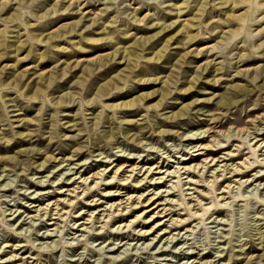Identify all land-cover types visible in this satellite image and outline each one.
Returning <instances> with one entry per match:
<instances>
[{
	"label": "rangeland",
	"instance_id": "rangeland-1",
	"mask_svg": "<svg viewBox=\"0 0 264 264\" xmlns=\"http://www.w3.org/2000/svg\"><path fill=\"white\" fill-rule=\"evenodd\" d=\"M261 141L264 0H0V264H264ZM205 158L219 162L181 168ZM102 169L115 181L82 195ZM139 194L137 210L108 220L110 204ZM49 202L64 216L36 213ZM142 211L160 213L116 229Z\"/></svg>",
	"mask_w": 264,
	"mask_h": 264
},
{
	"label": "bare ground",
	"instance_id": "bare-ground-1",
	"mask_svg": "<svg viewBox=\"0 0 264 264\" xmlns=\"http://www.w3.org/2000/svg\"><path fill=\"white\" fill-rule=\"evenodd\" d=\"M52 12L53 13H55V7H52ZM56 24V23H55ZM169 26L170 25H167V26H164L163 28H162V30H164L165 28H169ZM51 29V28H50ZM61 37V34H58V30H55L54 32H52L51 34H49L48 35V37L46 38L47 40H49V41H51L52 40V42H54V41H58V39L57 38H60ZM154 37V36H153ZM153 37H145V38H143V42H144V44L145 43H147V42H149L150 41V38H153ZM124 44V43H123ZM123 52H125L124 50H123ZM122 52V53H123ZM116 54H117V52H115V53H111L110 55H109V59L107 58L108 57V55H106V58L109 60V61H111V60H115V57H116ZM127 55V54H126ZM162 53H161V51H157L156 53H155V55H154V57H152V59L153 60H159L161 57H162ZM123 59H125V57H123ZM130 58H128V60H129ZM104 64H106V63H104ZM209 67V66H208ZM209 70V69H208ZM90 71V70H89ZM204 71H207V67H202V69L200 70V74L202 75L203 74V72ZM65 74H66V72H64L63 73V76H65ZM205 74V73H204ZM22 76H24V74L23 73H18V74H16L15 75V77H13L9 82H7V83H5V85H4V88H8V87H17L19 84H20V79H21V77ZM53 76V75H52ZM184 78V77H183ZM198 78H199V76H193L192 77V79H194L195 81H198ZM158 78H155V79H143L144 81H147V80H151V81H156ZM18 81H19V83H18ZM53 81H54V79L53 78H51V77H49V78H46V80H45V82H47V83H49V84H51V83H53ZM81 82L82 81H80V82H78L77 81V83H79V84H81ZM189 88L190 87H188L187 88V90H189ZM98 91H101V89H98ZM153 93H147L144 97H148V96H150V95H152ZM95 97H93L92 99H94ZM144 98H133V99H131V100H128V101H122V102H119V103H116V104H114L112 107L113 108H115V109H122V110H132V108H134V107H138L139 105H140V103L142 102V100H143ZM58 104V103H57ZM62 104V102L60 101L59 102V104L58 105H61ZM128 115H130V114H132V112H126ZM230 130V129H229ZM240 132L242 131V130H239ZM242 133V132H241ZM235 134V133H234ZM225 137H229V135L228 134H225ZM258 141V140H257ZM256 141V142H257ZM258 143V142H257ZM256 145V144H255ZM211 145L209 144V145H204V146H200V145H194L193 146V148H196V149H194V150H192L191 152H187V154L186 155H190V157H185V158H183V159H181V160H194L193 158L195 157V158H197V156H200L201 154H204V155H208L209 154V152H214V149H211V147H210ZM262 146V147H261ZM258 149L257 150H261L260 148H263L264 147V141H261L257 146H256ZM192 148V147H191ZM254 148V147H253ZM199 150H204L203 152L202 151H199ZM193 152H198V153H193ZM237 155H239V153H237V154H233V155H231V156H237ZM201 159V158H200ZM209 158H205L204 160H202V162H203V165L202 164H197V165H194V166H187V167H181L182 169H185L186 171H187V173L188 174H190V173H194V171H192L193 169H198V171H201L202 169V171L204 172V169L206 168V165L209 163V162H219V159L218 158H210V160L209 161H207ZM196 160V159H195ZM183 162V161H182ZM251 163V162H250ZM43 164V163H42ZM213 165H217V163H214ZM213 165H210V166H213ZM220 166H223L224 168L222 169V171L224 172L227 168H226V166H225V163H224V165H220ZM220 166H216L215 168H214V171H216V170H218V168L220 167ZM258 165H255L254 166V168L255 167H257ZM155 167V166H154ZM123 168V165H121V166H119L118 168H116L115 169V171H114V174H117L121 169ZM236 168V167H235ZM113 169V168H112ZM135 169H136V167H132V169L130 170L132 173H131V175H129V177H127L128 179L129 178H133L132 176H134L133 174H134V172H135ZM154 169V168H153ZM103 171L101 172V173H99V172H97L96 174H94V175H92L91 177H92V180L91 181H93V179L94 178H99V181L97 182H95L94 183V185L92 186V187H89V186H87L86 185V183H87V180H88V177L87 178H81L82 180H80V182H81V184H83V185H85V187L84 188H82L81 189V191H79V192H82V195H86V190H89V189H91V188H95V187H98L99 186V184H104L105 186H107V185H111L112 184V182H114L115 181V179L117 178V177H115L114 176V174H113V176L110 178V180H107L106 181V177H103V173H104V169H102ZM141 170V169H140ZM139 170V171H140ZM220 170V169H219ZM235 170V169H234ZM146 171H147V173H149V172H151L152 171V167H147V169H146ZM213 171V172H214ZM106 172V171H105ZM120 172H122V173H124V168L120 171ZM157 172H159V171H157ZM173 172H175V171H173ZM76 174V173H75ZM150 174V173H149ZM121 175V174H120ZM96 176H99V177H96ZM140 177V176H139ZM187 177V176H186ZM75 178V177H74ZM77 178H80V176H78ZM119 178V177H118ZM76 179V178H75ZM134 179V178H133ZM135 180V179H134ZM151 180H153V179H151ZM79 181V180H78ZM103 181H106V183H102ZM119 181H120V179H119ZM125 181H127L126 179H125ZM124 181V182H125ZM235 181V183H237L239 186L240 185H242L245 181H247V180H244V181H239V180H234ZM76 181H74L73 183H75ZM140 182V181H139ZM71 184V183H70ZM80 185V184H79ZM89 185V184H88ZM136 185V184H135ZM225 187H226V189H228L229 191L234 187V185H230V184H225L224 185ZM138 187V186H137ZM76 189H79L80 188V186H76L75 187ZM67 189V188H66ZM224 189V188H223ZM62 190V189H61ZM64 191H67V190H64ZM72 191L73 192H75L74 191V189H72ZM62 192V191H61ZM160 192V191H159ZM159 192H156V194H158ZM221 192H226V191H224V190H222ZM63 193H65V192H63ZM62 193V194H63ZM61 194V193H60ZM106 194H107V196H111V193L110 192H108L107 193V191H106ZM68 195V194H67ZM72 195V194H71ZM78 195V194H77ZM119 195V194H118ZM140 195V194H139ZM113 196V195H112ZM69 197H71V196H69ZM75 197H76V195H75ZM153 197V196H152ZM152 197L151 198H149L146 202H145V204L144 205H142V207H147V206H149L148 205V202L149 201H152ZM124 198V197H123ZM136 198V199H135ZM155 198V197H154ZM164 198V197H163ZM222 198V201H223V197H221ZM144 199H146V197H144V198H142V194L139 196V197H133L132 195H130V196H127L126 197V202L127 201H129V202H127V204H125V205H123L122 206V204H124L125 202H123L122 203V201H120V203H118V205H115V203H112V204H110L109 205V207L106 209V210H108V211H110L109 212V214H107V218H108V220H110V218H111V216H112V214H114V211L116 210V208L118 207V209H117V212H121L122 214H127V212H129V210L131 209V208H133L132 206H134V210L136 209V208H138L137 206L139 205L140 206V204H142L143 203V201H144ZM59 200V199H58ZM70 199H67V201H69ZM64 201H65V199H61V200H59V202H61V203H64ZM164 201H168V200H166V199H164ZM155 201H153L152 203H154ZM70 203H72V201H69V204ZM135 203V204H134ZM151 203V204H152ZM65 205H69V204H67L66 202L64 203ZM150 204V205H151ZM161 204H163V203H159L158 202V205L157 206H152V208L153 209H156L159 205H161ZM167 204V203H166ZM52 205H53V203L51 204L50 202L49 203H47L46 204V206L45 207H39V208H37L35 211H36V213H39V212H41V211H43L42 212V216H45V215H48V218H49V220L50 219H53V218H55V217H52V215H59V216H62L64 213H66V212H62L63 214L61 215V213L59 212L62 208H60V209H58V204L57 203H54V205H56L54 208L55 209H52ZM64 205V206H65ZM121 207V208H120ZM113 208V210H111ZM141 208V207H140ZM153 209L150 211V212H152L153 211ZM164 209V211L163 212H161V213H165L166 212V208H162V210ZM137 210V209H136ZM157 210V209H156ZM52 211H55V212H52ZM82 211V210H81ZM161 211V210H160ZM160 211H158V212H154V214H157V216H158V213H160ZM80 212V211H79ZM78 212V213H79ZM131 212V211H130ZM149 212V211H148ZM216 213H222V210H217L216 211ZM154 214H152L149 218H145L146 216H148L149 214L146 212V211H142L140 214H138V215H134L135 217H134V219H132V220H130L129 221V223H127L126 225H123V226H121V225H118V226H116V229H119V230H122V228H130L132 225H133V223H135V222H138V225L139 224H142V226L144 225V224H146L147 222H150V220H152L151 221V223H154L155 222V220H156V218H158V217H155L154 218ZM37 215V214H36ZM161 215V214H160ZM64 216V215H63ZM166 215H164V217H165ZM103 217V216H102ZM159 217H161V216H159ZM90 223H92V225H94L93 224V221H99V218H96L95 216H91L90 215ZM154 218V219H153ZM103 220V219H102ZM164 220V219H163ZM169 220V219H168ZM101 221V220H100ZM105 222H107V221H105ZM163 222V221H162ZM157 222L156 224H155V227L156 226H166L165 225V222ZM175 222V221H174ZM89 223V224H90ZM50 225L51 224H54V223H52V222H50L49 223ZM154 225V224H153ZM100 228H103V226H101ZM115 228V227H114ZM54 229V228H53ZM85 229H87V227H84V228H81V229H79V230H85ZM111 229V228H110ZM139 232H141V233H143V234H145V233H148V232H150L149 230H141V229H139L138 230ZM162 231H164V233L163 234H165L166 232H168V231H166L165 229H163ZM169 233V232H168ZM118 234V233H117ZM50 236V235H49ZM48 236V237H49ZM169 238H173V235H171ZM166 239H168V236H167V238ZM10 257H12V255L10 256Z\"/></svg>",
	"mask_w": 264,
	"mask_h": 264
}]
</instances>
